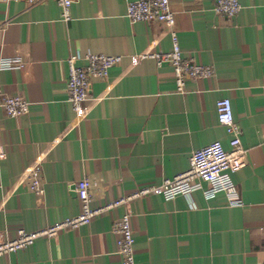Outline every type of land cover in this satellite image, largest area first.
Returning <instances> with one entry per match:
<instances>
[{
  "label": "crops",
  "instance_id": "0c3cea01",
  "mask_svg": "<svg viewBox=\"0 0 264 264\" xmlns=\"http://www.w3.org/2000/svg\"><path fill=\"white\" fill-rule=\"evenodd\" d=\"M134 0H73L63 21L56 0L0 1V59L24 67L0 71L8 95L31 103L9 117L0 107V240L78 215L77 183L91 184L92 208L160 185L189 168L193 151L232 135L218 123L216 103L229 98L244 166L234 176L240 205L228 193L194 191L166 200L136 198L87 225L0 256V264H123L112 230L131 215L136 264H264V0H239L234 17L216 0H170L185 59L214 69L176 91L172 65L153 55L172 50L159 21H131ZM88 52L119 55L105 79L90 81L81 114L68 101V59ZM40 170L43 195L24 177ZM207 186V183H202Z\"/></svg>",
  "mask_w": 264,
  "mask_h": 264
},
{
  "label": "built area",
  "instance_id": "2783aa9c",
  "mask_svg": "<svg viewBox=\"0 0 264 264\" xmlns=\"http://www.w3.org/2000/svg\"><path fill=\"white\" fill-rule=\"evenodd\" d=\"M10 3L20 0H0ZM29 5H34L40 0H22ZM61 8L63 21L71 19V5L73 0H56ZM242 5L239 0H216L212 10L227 17L236 16ZM126 16L134 22L159 21L170 31L172 50L167 53L153 55L158 64L163 61L169 62L174 70L176 91L185 93L188 79H201L213 76L214 69L203 66L190 59L183 57L179 43V33L176 29V17L170 0H134L128 3ZM79 57L70 56L68 59L69 74L67 81L68 101L75 113L81 114L85 102L89 98L90 81L94 78L105 79L109 76L110 69L121 62L119 55H106L88 52L83 59L86 65L76 66ZM24 67L20 57H3L0 59V71L16 70ZM31 103L20 95H8L0 86V107L9 117L16 118L25 115L30 110ZM216 116L218 123L232 135L229 142L230 150H226L220 141H214L209 145L193 151L190 157L189 168L172 179L164 180L160 185H148L141 187L132 195L120 197L104 206L92 208L91 187L88 179L77 183V196L81 202L82 210L78 215L57 221L48 227L37 231L19 229L14 239L0 240V256L18 252L40 237H55L67 229H78L87 225L91 220L106 211L126 205L136 198H144L153 193H160L166 200L174 199L179 195L189 197L194 191H202L207 199L214 197L219 192L228 193L231 205H240L241 201L235 191L233 176L242 169L246 158V148L240 139V128L236 124L233 115V107L229 98H221L216 103ZM31 184L33 192L41 197L43 186L40 170L27 171L24 175ZM207 183L203 186L202 183ZM112 230L117 234V251L122 258L123 264H136L134 244L135 236L131 223V215L125 213L114 223Z\"/></svg>",
  "mask_w": 264,
  "mask_h": 264
}]
</instances>
